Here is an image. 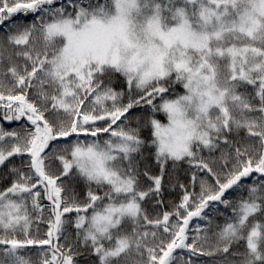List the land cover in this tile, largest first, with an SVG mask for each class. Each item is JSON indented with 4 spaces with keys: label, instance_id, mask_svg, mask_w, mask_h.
I'll return each mask as SVG.
<instances>
[{
    "label": "snow or ice",
    "instance_id": "snow-or-ice-1",
    "mask_svg": "<svg viewBox=\"0 0 264 264\" xmlns=\"http://www.w3.org/2000/svg\"><path fill=\"white\" fill-rule=\"evenodd\" d=\"M0 264H264V0H0Z\"/></svg>",
    "mask_w": 264,
    "mask_h": 264
},
{
    "label": "trees",
    "instance_id": "trees-1",
    "mask_svg": "<svg viewBox=\"0 0 264 264\" xmlns=\"http://www.w3.org/2000/svg\"><path fill=\"white\" fill-rule=\"evenodd\" d=\"M117 86H119V85H117ZM135 111L141 112L143 110L142 109H136ZM156 115H157V118H159L162 122H166L162 113H158ZM3 124H4V126H8L7 122H3ZM149 163L152 164V171H158V169L154 165V161L150 160ZM187 167L188 166L186 164H181L177 168L173 169L171 167V164H169V172L172 173L175 178H178L179 182L186 183L188 180V173L186 172ZM189 190H191V189H189ZM196 190L199 191L198 188ZM180 195H181V190L178 187L175 190L171 189L168 185V178L166 177L165 178L164 197H163L165 206H169L170 202H173V201L178 202ZM229 198L231 199L232 197H229ZM220 210L228 212L229 215L231 214V211L229 209H224L223 205L220 206ZM223 219H224V217H222V216L217 217V220L220 222H222ZM192 223H193V225H195L196 220H194ZM200 223H203V221H201ZM199 259L203 260L204 258H199Z\"/></svg>",
    "mask_w": 264,
    "mask_h": 264
}]
</instances>
